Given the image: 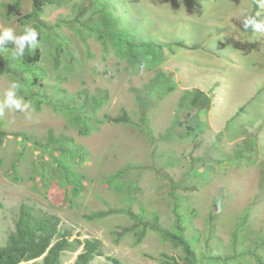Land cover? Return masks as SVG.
Here are the masks:
<instances>
[{"label":"rangeland","instance_id":"1","mask_svg":"<svg viewBox=\"0 0 264 264\" xmlns=\"http://www.w3.org/2000/svg\"><path fill=\"white\" fill-rule=\"evenodd\" d=\"M14 1L0 0V27L19 36L35 24L6 13L4 4ZM251 1L53 2L40 17L39 46L30 49L40 51L35 67L24 55L13 58L15 45L0 47V103L15 81L18 96L32 105L0 115V247L20 205L28 204L58 216L81 239H99L104 256L91 264H162L163 254L182 259L183 253L157 232L147 230L140 243L134 233L115 242V233L132 224L129 210L144 219L156 215L168 229L177 210L199 264H264V35L242 27ZM21 10L30 13L32 0H21ZM121 28L140 41H181L188 48L166 50L161 62L134 63L112 41ZM159 73L174 91H151ZM196 91L208 97L204 112L190 104ZM45 99H65L102 120L126 110L132 124L107 123L84 136L69 111ZM143 107L150 136L139 126ZM197 118L205 126L193 132ZM248 208L236 254L244 248L250 254L212 260L233 254L232 233ZM77 254L65 252L61 264H74Z\"/></svg>","mask_w":264,"mask_h":264},{"label":"trees","instance_id":"2","mask_svg":"<svg viewBox=\"0 0 264 264\" xmlns=\"http://www.w3.org/2000/svg\"><path fill=\"white\" fill-rule=\"evenodd\" d=\"M66 0H32V10L28 14H23L21 10V0H15L12 3L4 4L5 11L8 15L17 16L23 23L31 22L35 24L34 29L43 25L40 17L43 13V8L47 4L53 2H64ZM253 10L252 15L260 9L257 6L256 0H252ZM258 22V17L256 18ZM103 22L105 25L110 24L109 16H104ZM250 30V28L248 29ZM39 34L37 39H39ZM112 41L118 46V53L121 56L127 57L129 61L139 63L146 58L154 61H163L165 59V51L172 52L174 48H188L183 42L172 43H157L153 41H140L136 39L127 29L121 28L112 35ZM14 44L7 42L3 47H13ZM24 63L35 67L40 61V51L32 52L29 48L24 54ZM36 79H32L34 82ZM151 91L160 95L168 94L174 91L175 86L164 73H159L152 84ZM189 96L192 95L188 93ZM88 98V95H85ZM204 98H208L204 92L196 91L193 95L190 104L204 112L205 107L202 105ZM45 102L56 111H69L71 113V122L78 128L79 132L88 136L92 131L98 130L100 126L107 123L131 125L132 120L126 110H122L118 116L111 117L106 115L104 119H96L83 115L69 104L65 99H45ZM71 102V101H70ZM36 109H39L36 107ZM190 125L193 132L200 131L204 128V123L200 118L194 119ZM140 128L150 136L147 129V118L145 107L141 111ZM250 208H248L241 216L237 228L232 233V255L211 256L214 261H222L227 263L230 260H235L238 256H246L250 251L246 248L239 254H236V247L242 237V226L247 223ZM116 210L99 211L88 216V220L100 219L107 217ZM132 224L121 228L120 232L115 233V242H118L123 236L134 233L136 242L140 243L147 230L157 232L163 240L168 241L173 247L179 248L183 253L182 259H176L173 256L163 254L161 257L162 264H199L198 256L185 237L184 219L182 214L175 210V224L172 229L163 228L159 225L158 217L153 215L149 219H144V213L135 214L132 211L126 212ZM140 228V229H139ZM72 228L63 227L58 216L43 211L40 208L21 204L18 210L17 218L14 221V231L8 235L7 242L3 247H0V264H61L62 255L65 252L77 253L74 264H91L96 257L104 256L103 244L96 238L81 239L80 235L74 238ZM261 246H264V239L261 240Z\"/></svg>","mask_w":264,"mask_h":264},{"label":"clouds","instance_id":"3","mask_svg":"<svg viewBox=\"0 0 264 264\" xmlns=\"http://www.w3.org/2000/svg\"><path fill=\"white\" fill-rule=\"evenodd\" d=\"M260 10H264V0H256ZM250 9H244L241 15L244 16L242 27L245 31L251 28L254 32L264 35V20L257 22V17L261 15V11H256L255 15L249 14ZM38 32L31 26H26L22 35H15L14 29L11 27H0V47L7 42L15 45L14 59L23 57L25 48L34 49L39 46ZM21 85L12 82L10 87L4 93V100L0 103V115H3L4 109H15L21 112H28L32 107L31 102H25L22 97L18 96V90Z\"/></svg>","mask_w":264,"mask_h":264}]
</instances>
